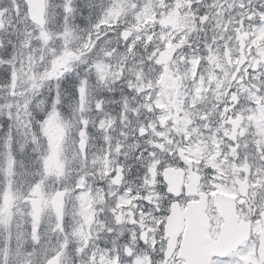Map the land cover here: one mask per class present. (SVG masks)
<instances>
[{
  "label": "snow or ice",
  "instance_id": "snow-or-ice-1",
  "mask_svg": "<svg viewBox=\"0 0 264 264\" xmlns=\"http://www.w3.org/2000/svg\"><path fill=\"white\" fill-rule=\"evenodd\" d=\"M0 264H264V0H0Z\"/></svg>",
  "mask_w": 264,
  "mask_h": 264
}]
</instances>
